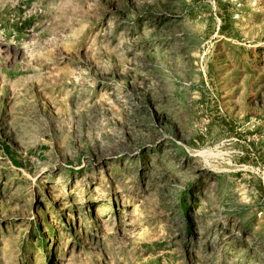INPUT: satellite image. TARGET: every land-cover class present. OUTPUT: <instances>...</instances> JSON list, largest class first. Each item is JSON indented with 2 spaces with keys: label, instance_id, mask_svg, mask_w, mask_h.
I'll use <instances>...</instances> for the list:
<instances>
[{
  "label": "rangeland",
  "instance_id": "rangeland-1",
  "mask_svg": "<svg viewBox=\"0 0 264 264\" xmlns=\"http://www.w3.org/2000/svg\"><path fill=\"white\" fill-rule=\"evenodd\" d=\"M0 264H264V0H0Z\"/></svg>",
  "mask_w": 264,
  "mask_h": 264
}]
</instances>
